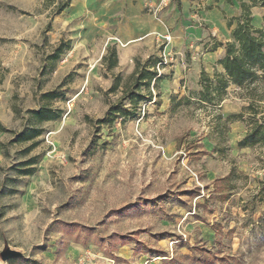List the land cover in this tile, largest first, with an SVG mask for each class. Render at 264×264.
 Listing matches in <instances>:
<instances>
[{
	"label": "rangeland",
	"instance_id": "rangeland-1",
	"mask_svg": "<svg viewBox=\"0 0 264 264\" xmlns=\"http://www.w3.org/2000/svg\"><path fill=\"white\" fill-rule=\"evenodd\" d=\"M63 1L0 0V253L8 244L24 255L0 264H264V144L238 145L245 135L232 123L242 120L217 119L200 104L194 71L182 80L190 103L172 97L162 111L158 83L132 117L110 119L131 65L104 66L108 47L119 53L122 43L100 30L95 0H71L58 13ZM174 1L177 23L133 65L154 55L169 75L201 58L206 40L224 39L226 29L199 12L214 0ZM116 75L121 87L110 92ZM48 91L58 97L44 98ZM229 92L221 108L248 104L237 87ZM43 106L61 117L35 119L30 110ZM217 120L227 123L224 139ZM32 127L41 135L16 139ZM28 167L35 171L20 173Z\"/></svg>",
	"mask_w": 264,
	"mask_h": 264
},
{
	"label": "trees",
	"instance_id": "trees-1",
	"mask_svg": "<svg viewBox=\"0 0 264 264\" xmlns=\"http://www.w3.org/2000/svg\"><path fill=\"white\" fill-rule=\"evenodd\" d=\"M50 2L56 0H48ZM230 4H234V0H226ZM240 3V14L227 18V25L231 29L232 40L225 44V55L218 60V64L223 67V71L215 69L211 76L205 69L200 75L201 90L198 93V100L205 109L215 113L217 119L222 120V113L219 111L223 101L228 97L229 90L232 86L237 87L248 101L239 113L230 114V121L245 120V115H249V123L246 135L238 141V145L243 147H254L264 144V26L257 27L253 23L254 7H264V0H237ZM71 0L58 2V13H61L70 5ZM179 6L181 1L177 0ZM264 18V16H263ZM221 44V43H220ZM220 44H215L216 48ZM213 48V49H214ZM62 47H58L55 57L57 58ZM104 66L111 70L119 64V53L116 46H109L107 53L103 56ZM160 57L151 55L147 60L137 58L135 70L130 76L128 83L123 87V96L121 100L112 105L109 110L110 119L122 117L123 119L132 117L136 113V107L140 101L152 97L150 90L151 85L158 87V83L165 77L159 74L157 64L162 63ZM114 83L110 88V92L119 91L121 87L122 76L116 75ZM147 89L149 96L143 93V89ZM157 96L160 98V92ZM44 98L53 99L58 97L56 91H48L43 94ZM175 98V106L188 104L191 102L189 96L178 99ZM129 99L131 106L128 107L123 100ZM177 101V102H176ZM161 100L159 101V105ZM211 107V108H207ZM32 116L40 121L56 120L61 117L62 111L55 110L50 107H41L39 109L30 110ZM216 123L213 130L219 133L224 139L228 132L227 123ZM104 121V120H100ZM4 129V128H3ZM42 133L41 128H29V130L18 133L17 140L31 141L36 139ZM35 142L33 145H36ZM214 150L223 151L219 143H215ZM207 151L194 152L195 155L206 154ZM26 165H34L35 159H31L25 163ZM21 174H32L34 167L19 169ZM222 179H226L225 177ZM227 199V196H223Z\"/></svg>",
	"mask_w": 264,
	"mask_h": 264
},
{
	"label": "crops",
	"instance_id": "crops-1",
	"mask_svg": "<svg viewBox=\"0 0 264 264\" xmlns=\"http://www.w3.org/2000/svg\"><path fill=\"white\" fill-rule=\"evenodd\" d=\"M75 1L79 3V0ZM205 1L208 2L209 0ZM187 2L188 7L193 8L192 3H199L200 0H187ZM236 3L240 8V3L237 0H234V4H230L226 0H214V5L208 10L199 11L204 21H209L210 24L216 25L221 30L226 29L227 33L224 39L216 38L215 42H208L210 39L206 40L205 43L212 47L207 52H203L201 58H197L195 53L190 65L185 60L184 62L179 61L178 64L174 65L175 68H172L173 73L169 72L170 74L167 75V72H163L165 77L159 82L160 99L162 101L159 109L166 111L172 97L175 95L178 99L184 97L189 86L188 83L183 84L182 80L188 78L192 71H194L197 82H199V84L197 83L199 87L196 88L199 89L198 91L202 88L200 75L203 69L211 76L214 74L215 69L223 71V67L218 64V60L225 55V44L232 40L227 18L240 14L241 9L238 13ZM93 8L94 14L96 13L97 18L101 21L99 24L100 30L115 34L116 39L122 43L119 51V64L126 62L129 66L131 65L132 71L135 70V65L132 62L136 52L142 54L145 50L146 54L154 53L165 37V33L177 23L179 18V9L177 13L174 0H95ZM252 12L254 16L253 23L257 27H262L264 7H254ZM172 32L176 34L178 29L175 28ZM215 44L220 45L214 48ZM182 47V45L177 46L175 43V53L180 51ZM195 52L199 55V47ZM183 66L189 67L186 73L183 71ZM164 71H167L166 67H164ZM219 110L225 115H230L241 112L242 108H219ZM232 127L237 128L238 131L241 130L242 137L247 133L243 121L233 122ZM242 131L244 132L242 133Z\"/></svg>",
	"mask_w": 264,
	"mask_h": 264
},
{
	"label": "water",
	"instance_id": "water-1",
	"mask_svg": "<svg viewBox=\"0 0 264 264\" xmlns=\"http://www.w3.org/2000/svg\"><path fill=\"white\" fill-rule=\"evenodd\" d=\"M24 255L21 251L17 249L11 248L8 244L5 245V248L3 251L0 253V257L4 261H8L11 259H17V258H22Z\"/></svg>",
	"mask_w": 264,
	"mask_h": 264
}]
</instances>
